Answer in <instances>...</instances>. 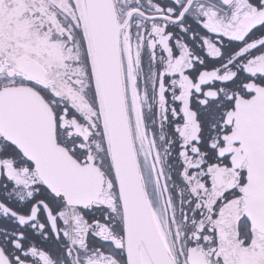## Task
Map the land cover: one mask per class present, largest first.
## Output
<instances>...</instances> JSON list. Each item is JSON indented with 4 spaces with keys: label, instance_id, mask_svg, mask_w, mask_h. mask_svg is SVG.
<instances>
[{
    "label": "snow or ice",
    "instance_id": "1",
    "mask_svg": "<svg viewBox=\"0 0 264 264\" xmlns=\"http://www.w3.org/2000/svg\"><path fill=\"white\" fill-rule=\"evenodd\" d=\"M0 264H264V0H0Z\"/></svg>",
    "mask_w": 264,
    "mask_h": 264
}]
</instances>
